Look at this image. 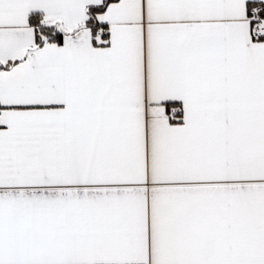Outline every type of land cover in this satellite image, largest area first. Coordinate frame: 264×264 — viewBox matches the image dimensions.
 <instances>
[{"label": "snow or ice", "instance_id": "6c2138e0", "mask_svg": "<svg viewBox=\"0 0 264 264\" xmlns=\"http://www.w3.org/2000/svg\"><path fill=\"white\" fill-rule=\"evenodd\" d=\"M0 264H264V0H0Z\"/></svg>", "mask_w": 264, "mask_h": 264}]
</instances>
